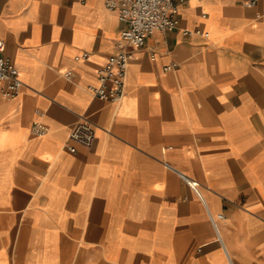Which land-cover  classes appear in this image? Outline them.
Listing matches in <instances>:
<instances>
[{
	"label": "crops",
	"instance_id": "crops-1",
	"mask_svg": "<svg viewBox=\"0 0 264 264\" xmlns=\"http://www.w3.org/2000/svg\"><path fill=\"white\" fill-rule=\"evenodd\" d=\"M242 1L182 3L175 29L133 49L112 103L90 87L115 11L0 0L22 81L0 95V264H264V0ZM82 117L88 145L68 139Z\"/></svg>",
	"mask_w": 264,
	"mask_h": 264
},
{
	"label": "built area",
	"instance_id": "built-area-1",
	"mask_svg": "<svg viewBox=\"0 0 264 264\" xmlns=\"http://www.w3.org/2000/svg\"><path fill=\"white\" fill-rule=\"evenodd\" d=\"M187 0H103L104 6L115 11L119 22L123 24L118 39L114 42V50L97 70V83L90 87L94 96L108 102H118L124 90V81L129 62L133 57V49L143 46L147 36L155 31H170L179 24V6ZM257 0H244L242 5L251 6ZM189 36L207 33L200 28L183 29ZM175 63L164 66V70L175 67ZM22 87V81L14 62L4 54V42L0 39V95L5 99L14 98ZM30 132L40 136L46 127L33 122ZM93 134V125L85 117L80 118L70 129L68 139L75 143L88 145ZM70 152L76 148L67 145ZM218 217H221L219 214Z\"/></svg>",
	"mask_w": 264,
	"mask_h": 264
}]
</instances>
